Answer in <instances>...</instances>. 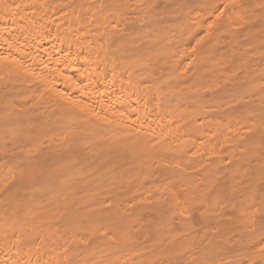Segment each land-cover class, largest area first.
I'll return each instance as SVG.
<instances>
[{
    "label": "bare ground",
    "instance_id": "1",
    "mask_svg": "<svg viewBox=\"0 0 264 264\" xmlns=\"http://www.w3.org/2000/svg\"><path fill=\"white\" fill-rule=\"evenodd\" d=\"M0 264H264V0H2Z\"/></svg>",
    "mask_w": 264,
    "mask_h": 264
},
{
    "label": "snow or ice",
    "instance_id": "2",
    "mask_svg": "<svg viewBox=\"0 0 264 264\" xmlns=\"http://www.w3.org/2000/svg\"><path fill=\"white\" fill-rule=\"evenodd\" d=\"M0 3H2V0H0ZM9 7H10V6L7 5V4H4V5H3V8H4V9H8Z\"/></svg>",
    "mask_w": 264,
    "mask_h": 264
}]
</instances>
